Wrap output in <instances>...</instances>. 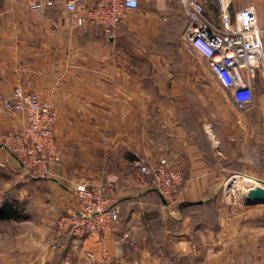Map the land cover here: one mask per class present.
I'll return each mask as SVG.
<instances>
[{"label": "crops", "instance_id": "1", "mask_svg": "<svg viewBox=\"0 0 264 264\" xmlns=\"http://www.w3.org/2000/svg\"><path fill=\"white\" fill-rule=\"evenodd\" d=\"M66 1L48 5L47 0H0V104L19 85L51 101L66 168L92 171L86 177L64 179L71 188L54 199L58 212L66 214L74 201L75 184L104 180L97 172L104 167L95 162L107 157L99 155L118 153L126 163L134 155L150 162L167 158L182 172L185 187L183 203L173 218L184 219L186 202H210L216 220L192 229L189 219L182 228L170 224L164 241L171 238L176 247L164 260L155 259L146 241L154 234L151 213L159 208L164 218L168 214L162 210L163 198L159 206L123 182L118 196L124 217L109 235V262L102 259L97 236L77 241L64 231L56 232L55 225L41 224L0 229V264H187L188 260L193 264H264V203L250 204L246 197L240 202L232 194H221L226 177L233 172L264 178V66L256 69L253 106L240 111L210 67L212 81L207 84L205 70L194 64V57L202 58L183 37L187 17L174 3L153 1L143 11L142 1L133 12H146L145 16L125 20L114 37L108 38L100 26L77 25ZM203 2L207 18L220 24L218 1ZM93 3L83 0L80 12ZM248 6L258 11L264 40V0H233L232 11ZM167 32L181 64L158 68L155 61L161 57L149 53L147 47ZM118 36H133L142 45L133 42L136 47L127 55L115 45ZM207 105L215 107L212 116L202 108ZM11 117V126L23 124L19 114ZM6 161L8 166L0 167V187H5L0 189V206L10 205L17 212L11 218L27 220L28 211L18 205L23 196L13 189L15 180L22 177L20 170L13 157ZM60 166L54 167L58 175ZM86 252L96 259L89 260Z\"/></svg>", "mask_w": 264, "mask_h": 264}, {"label": "built area", "instance_id": "2", "mask_svg": "<svg viewBox=\"0 0 264 264\" xmlns=\"http://www.w3.org/2000/svg\"><path fill=\"white\" fill-rule=\"evenodd\" d=\"M82 1H66V8L74 14L76 24L100 26L109 35L127 20L131 12L139 9L142 1L149 0H94L90 8L80 12ZM169 1H176L185 12L187 22L183 37L205 57L214 75L230 89L238 110L253 106L256 69L264 66L263 28L257 9L248 6L232 11L233 0H217L220 7V24L217 25L207 18L203 0ZM55 2L47 0L48 5ZM4 106L22 114L24 125L20 131L7 133L0 147L17 159L20 170L30 178L64 180L54 168L61 160L62 152L55 134L57 113L52 102L43 101L39 93L19 85L4 101ZM261 158L264 170V144ZM131 165L126 177L115 173L101 182L75 184L74 201L58 222L59 230L68 231L77 241L90 235L97 236L102 259L106 262L111 259L109 235L121 217L118 194L123 182L137 195L149 190L159 192L165 200L162 208L171 216L177 215L183 203L181 196L185 187L182 172L167 158L150 162L135 157ZM237 178L249 179L259 185L244 189L245 196L256 187L264 188V179L233 172L223 186L224 195H230L236 189L234 182ZM232 180L233 184L229 185ZM86 257L91 261L96 259L90 252H86Z\"/></svg>", "mask_w": 264, "mask_h": 264}, {"label": "rangeland", "instance_id": "3", "mask_svg": "<svg viewBox=\"0 0 264 264\" xmlns=\"http://www.w3.org/2000/svg\"><path fill=\"white\" fill-rule=\"evenodd\" d=\"M153 1H157V0H149V1H143L142 5L143 6L142 10L144 11V7L150 6L151 2ZM167 2L173 4L175 6H178L180 9V5L176 2V1H169L166 0ZM178 9V8H177ZM146 12H144L143 14H136L134 12H131L129 17L127 19H131L133 18H140L145 16ZM132 33V32H129ZM116 34V31L113 34H109V37H114V35ZM133 34V33H132ZM127 36L130 34H126ZM137 35H139V33H137ZM164 35V34H161ZM127 36H121L117 39H115V45L117 47V49L119 51H122L124 53H126L127 55H130L131 52L134 50V44H136L138 47H140L142 45V43H140L139 41H137L136 38H134L133 36H130L131 38L129 39ZM140 39V38H139ZM156 41L153 42V44L150 47H147V50L149 53L152 54H156L158 56H160L161 58L156 60V64L159 67H163L165 65H168V63L171 65L174 64H181L180 58L179 57H172V56H168V47L164 46V39L161 38V36L159 38H155ZM111 41V40H110ZM200 56V58L202 59H197L194 57V64L195 65H200L204 70H205V74H206V83L209 84V81H212V79L210 78L209 74H208V63L205 59V57L201 54H198ZM141 60L143 61V59L141 58ZM158 61V62H157ZM186 64V63H185ZM149 65V64H148ZM215 76V75H213ZM215 79L217 81V83L220 84V86L227 90L228 92H231L230 89L226 88L220 81V79L218 77L215 76ZM225 95V94H222ZM194 96V95H193ZM210 95V91L207 89L206 92V97L209 98ZM4 101L2 100V103L0 104V146H1V142L3 143L4 141V137L7 133L10 132H15V131H20L24 125V117L22 114L15 112V111H10L7 110L4 106ZM205 109V114L208 116H212V113L214 112L215 107L211 106V105H207L202 107ZM185 110H187L185 108ZM184 110V111H185ZM15 113V114H19L22 118H23V124L19 127L17 126H11L10 124V120H11V114ZM58 143V141H57ZM61 149V148H60ZM62 152V157L61 160L55 165V167L57 166L59 168L60 166V170L58 168H56V170H58V172H60V175L63 174L64 178L66 179L67 176L71 178H76V177H86L88 176L89 173H92V171L90 170H71L69 171L66 166H65V155ZM0 155L2 156V159L0 160V167H7L8 163H7V158H14L16 160V164L18 167V170H20L19 164L17 159L11 154L9 153L6 149L0 147ZM78 156V155H77ZM101 156L103 157H107L106 161L102 162V161H97L95 162V165H100L102 167H104L102 170H98L97 172L99 173L100 178L105 179L106 177H108L109 175L115 174V173H121L122 175H124L125 177L127 176L128 173H130L131 169H132V162H127L125 161L124 155L118 154V153H112L109 155H99V158H101ZM135 157H141V155H134ZM143 158V157H141ZM144 160H146L145 158H143ZM84 160H85V156H84ZM124 164V166H123ZM95 172V171H93ZM21 173V179L19 181L15 180V185L13 186L16 190L14 191V193H18L19 195H22L27 199V202L24 200L23 197L20 196V201L21 203H18V205L23 209V210H27L29 217L27 220H18L16 218H11L8 221H5L4 218L0 219V229H6V228H14V229H20L22 226L28 225L29 227H33V226H41L42 225H55L56 227V232L59 230V225L58 222L61 219V217H63L65 214V212L61 213V211L58 212L54 199L57 197V195H59V193H62V190L65 189H70L71 186L68 182H66L65 180H60L57 181L53 178H47V179H33L30 178L29 176L25 175V173L23 171L20 170ZM233 173H231L230 175H228V177H226L223 186L225 184V182L227 181V179H229V176H231ZM90 178V176L88 177ZM240 184V185H238ZM237 186L236 184H234V187H236V189H234V191L232 193H230V195L232 194V198L236 199V201H244L245 196V190L248 187H246V185L244 186V183H238ZM12 186V184H9ZM223 186L221 188V194H223ZM244 186L246 188H242L241 187ZM68 187V188H67ZM1 190H4L5 187H0ZM230 195H224L225 197L230 196ZM18 206V207H19ZM19 207L20 211H22V209ZM163 210V209H162ZM168 213V212H167ZM26 214V213H25ZM24 211H23V215L25 216ZM169 214V213H168ZM165 214V218L164 215L161 214V218H162V224L157 225L156 229H154L151 225V228L154 232L153 237L148 238L146 241V246L149 249V252L151 253V256L155 259L158 258H163V260L165 259V257L167 256V254L169 252H171V250L174 248L175 249V243L171 238H168V241L166 240V244L164 241L165 238V232H166V227L170 226V224L173 225H177L178 221H176V218L173 217H177V216H172L169 214ZM13 220V221H12ZM182 220H179V222H181ZM185 225V224H184ZM191 225V222H190ZM191 228V227H190ZM167 238V237H166ZM160 243L162 245H160ZM174 243V244H173ZM173 244V246L171 245ZM160 245V246H158ZM158 246V249L154 250V252L150 251L151 247H155ZM52 247L56 250V247L54 246V243L52 244ZM175 252V250H174ZM176 253V252H175ZM177 254V253H176ZM180 258V257H179ZM179 264H181V261H179ZM187 264H193L191 262V260L187 261Z\"/></svg>", "mask_w": 264, "mask_h": 264}, {"label": "trees", "instance_id": "4", "mask_svg": "<svg viewBox=\"0 0 264 264\" xmlns=\"http://www.w3.org/2000/svg\"><path fill=\"white\" fill-rule=\"evenodd\" d=\"M182 9V8H181ZM183 10V9H182ZM106 36L109 35L105 33ZM168 32L165 33V35H162L161 38L164 39L163 43L165 47H168V56L175 57L177 55L175 46L172 43H168ZM188 126V125H187ZM191 129L189 128V131ZM192 131H194L192 129ZM260 178V177H259ZM264 179V178H260ZM151 194V195H147ZM143 195H145L146 200L153 199L159 206L162 202V196L159 192L156 190H149L145 192ZM120 204H122V200H120ZM122 206V205H121ZM182 211L185 213L184 219L177 223V228L184 227V223H186L187 219L191 222V229L192 227L197 226L198 224H202L205 222H210L213 224L215 222L216 218V212L214 210V207L210 202L204 203V202H186L182 206ZM123 212V211H122ZM16 211L10 206V205H4L0 206V219L2 218H11L16 215ZM124 217V214L121 213L120 220ZM151 225L154 229H156L157 225L162 224V218H161V212L159 208H156L152 213L150 217ZM64 233L69 234L68 231H64Z\"/></svg>", "mask_w": 264, "mask_h": 264}, {"label": "water", "instance_id": "5", "mask_svg": "<svg viewBox=\"0 0 264 264\" xmlns=\"http://www.w3.org/2000/svg\"><path fill=\"white\" fill-rule=\"evenodd\" d=\"M246 201L250 204L264 203V188L256 187L255 189L250 190L246 196ZM163 202L165 203L164 199Z\"/></svg>", "mask_w": 264, "mask_h": 264}, {"label": "bare ground", "instance_id": "6", "mask_svg": "<svg viewBox=\"0 0 264 264\" xmlns=\"http://www.w3.org/2000/svg\"><path fill=\"white\" fill-rule=\"evenodd\" d=\"M233 181L234 180H232L230 183H229V185H232L233 184ZM238 183H244L243 185L245 186L246 185V187H255V186H259L255 181H251V180H249V179H244V178H237L236 179V181L234 182V184H236V186H237V184ZM238 185H240V184H238ZM244 186H240L241 187V189L242 188H246V187H244Z\"/></svg>", "mask_w": 264, "mask_h": 264}]
</instances>
